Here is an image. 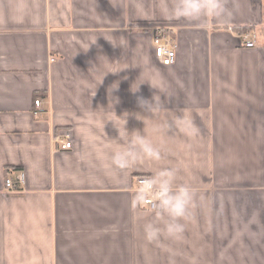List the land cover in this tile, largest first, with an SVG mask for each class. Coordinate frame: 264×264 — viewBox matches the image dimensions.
Returning a JSON list of instances; mask_svg holds the SVG:
<instances>
[{"label":"crops","instance_id":"crops-1","mask_svg":"<svg viewBox=\"0 0 264 264\" xmlns=\"http://www.w3.org/2000/svg\"><path fill=\"white\" fill-rule=\"evenodd\" d=\"M220 2L222 15L193 22L164 17L174 0H0V264H264V0ZM246 25L253 48L235 30ZM155 26L176 41L169 66ZM152 97L172 112L143 124L137 100ZM124 113L159 161L113 165ZM162 168L195 189V207L182 237L150 243L142 225L156 217L133 177Z\"/></svg>","mask_w":264,"mask_h":264},{"label":"clouds","instance_id":"clouds-1","mask_svg":"<svg viewBox=\"0 0 264 264\" xmlns=\"http://www.w3.org/2000/svg\"><path fill=\"white\" fill-rule=\"evenodd\" d=\"M223 11V5L220 0H213L211 4L207 0H174L173 4H165L162 8L163 15L168 20L185 19L193 22L201 21L208 13L217 16L222 15ZM104 58L107 60L106 57ZM117 88L118 84L113 83L109 89V93L111 94ZM137 90L138 86L133 92ZM118 102V98L110 95L109 104L111 105V111L113 104ZM137 104L145 113V115L136 114V118L140 117L141 119L138 120H141L143 124L145 120L158 118L161 113L169 114L172 112L164 106V102L161 99L157 100L153 97L151 100L138 98ZM112 112L114 113V111ZM127 116L128 113H124L118 117L124 122L123 129L125 136L121 137L120 129L115 127L118 131V137L111 139L116 140L118 143L122 141L121 147L111 155L113 165L120 169H126L134 165L141 157L159 161L162 158L161 149L151 139L146 137L143 131L134 130L128 132L125 129ZM178 119L180 118L173 116L171 123L168 120L158 122L155 124V128L157 131H164L166 133L172 129L173 123ZM181 122L190 134H198L199 130L191 120H182ZM195 199V189L190 184L178 182V172L176 169L162 168L157 170L154 175L148 177L146 187L137 194L138 201L147 200L150 203L156 217V221H148L142 225L145 240L150 243L156 242L162 234H166L169 238L182 237L186 222L192 218ZM159 225H162V227Z\"/></svg>","mask_w":264,"mask_h":264},{"label":"built area","instance_id":"built-area-1","mask_svg":"<svg viewBox=\"0 0 264 264\" xmlns=\"http://www.w3.org/2000/svg\"><path fill=\"white\" fill-rule=\"evenodd\" d=\"M152 40L154 53L158 61L165 66H169L174 63L176 59L177 45L175 39L169 33L168 28L156 26L152 30ZM240 43L242 47L253 48L256 45L255 36L253 31H247L240 34ZM34 114H40L42 111V99L40 97L34 98ZM60 149L72 148V141L69 138V133H65L60 138ZM24 175L19 172L15 177H7L5 180V186L7 189L15 190L23 182ZM147 176L136 175L133 177L134 186L140 192L146 187ZM140 208L143 210H152L150 203L147 200H140Z\"/></svg>","mask_w":264,"mask_h":264},{"label":"trees","instance_id":"trees-1","mask_svg":"<svg viewBox=\"0 0 264 264\" xmlns=\"http://www.w3.org/2000/svg\"><path fill=\"white\" fill-rule=\"evenodd\" d=\"M158 25H161L162 23H157ZM256 25H246V26H243V27H236L235 30L239 32V34H242L244 32H247V31H252L254 28H255ZM37 97V96H36ZM11 170H14L12 169L11 167H6L5 168V172L6 173H9Z\"/></svg>","mask_w":264,"mask_h":264},{"label":"rangeland","instance_id":"rangeland-1","mask_svg":"<svg viewBox=\"0 0 264 264\" xmlns=\"http://www.w3.org/2000/svg\"><path fill=\"white\" fill-rule=\"evenodd\" d=\"M156 27V26H155ZM263 205V204H262ZM258 208V207H257Z\"/></svg>","mask_w":264,"mask_h":264}]
</instances>
